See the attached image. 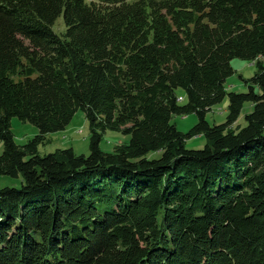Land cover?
Segmentation results:
<instances>
[{
    "label": "trees",
    "instance_id": "trees-1",
    "mask_svg": "<svg viewBox=\"0 0 264 264\" xmlns=\"http://www.w3.org/2000/svg\"><path fill=\"white\" fill-rule=\"evenodd\" d=\"M262 58L264 0H0V176L22 179L0 189V264H264ZM235 59L257 67L246 93ZM78 111L90 155L40 156ZM13 119L39 134L18 145ZM106 132L129 142L103 152Z\"/></svg>",
    "mask_w": 264,
    "mask_h": 264
},
{
    "label": "rangeland",
    "instance_id": "rangeland-1",
    "mask_svg": "<svg viewBox=\"0 0 264 264\" xmlns=\"http://www.w3.org/2000/svg\"><path fill=\"white\" fill-rule=\"evenodd\" d=\"M97 1V0H86ZM55 26L56 31H61L62 18ZM264 66V58L261 59ZM231 67L234 70V75L230 77L226 82L227 92L233 93H246L248 89L245 85L246 80L253 78L257 71L256 64L249 61L235 59L231 62ZM176 95L181 104H185L187 101L186 93L182 89L176 91ZM228 98L226 97L220 104L214 106L206 116V120L210 125H220L226 122L228 115ZM252 112V105L245 104L242 113L238 121L229 127L230 131L237 132L238 130L246 126L245 116ZM198 122L196 115L188 116H174L172 123L176 126L177 130L183 134H187ZM11 131L14 135L15 142L18 145H24L29 140H32L39 134L38 130L27 123H22L18 119H13L11 122ZM129 137H125L119 133L106 132L103 135L100 149L106 153L114 152V149L121 144H127ZM206 145V140L203 136H197L194 138L185 140V148L187 150H201ZM72 149L78 156L90 155V130L86 117L81 111H78L69 126L63 132L51 134L47 137V143L44 146L39 147L40 156L52 154L56 151ZM4 151V146L0 142V156ZM161 153H151L148 155V159H158ZM22 179H13L9 177L0 176V189L9 188H21Z\"/></svg>",
    "mask_w": 264,
    "mask_h": 264
}]
</instances>
